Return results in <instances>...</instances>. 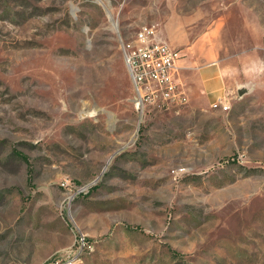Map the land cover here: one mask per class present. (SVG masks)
<instances>
[{
    "label": "rangeland",
    "instance_id": "374dc122",
    "mask_svg": "<svg viewBox=\"0 0 264 264\" xmlns=\"http://www.w3.org/2000/svg\"><path fill=\"white\" fill-rule=\"evenodd\" d=\"M179 18L229 112L135 110L123 46ZM0 264H264V0H0Z\"/></svg>",
    "mask_w": 264,
    "mask_h": 264
},
{
    "label": "built area",
    "instance_id": "2783aa9c",
    "mask_svg": "<svg viewBox=\"0 0 264 264\" xmlns=\"http://www.w3.org/2000/svg\"><path fill=\"white\" fill-rule=\"evenodd\" d=\"M180 56L178 49L158 39L154 25L139 27L123 46L133 105L137 112L142 114L155 110L177 115L186 108L187 97L182 85L175 79V63ZM211 108L221 113L229 112L231 97L217 98Z\"/></svg>",
    "mask_w": 264,
    "mask_h": 264
},
{
    "label": "crops",
    "instance_id": "0c3cea01",
    "mask_svg": "<svg viewBox=\"0 0 264 264\" xmlns=\"http://www.w3.org/2000/svg\"><path fill=\"white\" fill-rule=\"evenodd\" d=\"M174 20L156 29V34L159 40L180 51L181 56L175 63V79L183 87L187 106H204L222 96H230L225 91L226 75L214 68L213 63L207 64L209 58L201 44L190 51L183 49L189 42L185 23L180 18Z\"/></svg>",
    "mask_w": 264,
    "mask_h": 264
},
{
    "label": "bare ground",
    "instance_id": "6f19581e",
    "mask_svg": "<svg viewBox=\"0 0 264 264\" xmlns=\"http://www.w3.org/2000/svg\"><path fill=\"white\" fill-rule=\"evenodd\" d=\"M100 4L103 6V8L105 9V11H106V13H107V16H108V19H109V21H110V23H111V25H112V28H113V30H115L116 29V24H115V22L113 21V19H112V12H111V10L108 8V6H106L104 3H102V2H100ZM91 114H89V116H90Z\"/></svg>",
    "mask_w": 264,
    "mask_h": 264
},
{
    "label": "trees",
    "instance_id": "16d2710c",
    "mask_svg": "<svg viewBox=\"0 0 264 264\" xmlns=\"http://www.w3.org/2000/svg\"><path fill=\"white\" fill-rule=\"evenodd\" d=\"M18 156L26 162V158L24 156H22L21 154H18Z\"/></svg>",
    "mask_w": 264,
    "mask_h": 264
},
{
    "label": "water",
    "instance_id": "95a60500",
    "mask_svg": "<svg viewBox=\"0 0 264 264\" xmlns=\"http://www.w3.org/2000/svg\"><path fill=\"white\" fill-rule=\"evenodd\" d=\"M238 95H239V96H242V92H241V91H239V92H238Z\"/></svg>",
    "mask_w": 264,
    "mask_h": 264
}]
</instances>
